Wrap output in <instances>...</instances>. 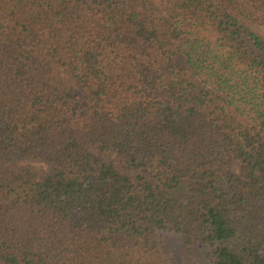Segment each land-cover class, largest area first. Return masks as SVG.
Listing matches in <instances>:
<instances>
[{
    "label": "trees",
    "instance_id": "1",
    "mask_svg": "<svg viewBox=\"0 0 264 264\" xmlns=\"http://www.w3.org/2000/svg\"><path fill=\"white\" fill-rule=\"evenodd\" d=\"M264 264V0H0V264Z\"/></svg>",
    "mask_w": 264,
    "mask_h": 264
},
{
    "label": "rangeland",
    "instance_id": "2",
    "mask_svg": "<svg viewBox=\"0 0 264 264\" xmlns=\"http://www.w3.org/2000/svg\"><path fill=\"white\" fill-rule=\"evenodd\" d=\"M162 239L164 247L169 250L177 264H212L206 251L194 245H186L182 234L167 232Z\"/></svg>",
    "mask_w": 264,
    "mask_h": 264
}]
</instances>
